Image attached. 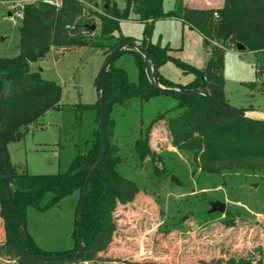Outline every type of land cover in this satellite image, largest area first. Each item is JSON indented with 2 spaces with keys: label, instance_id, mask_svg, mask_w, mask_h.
<instances>
[{
  "label": "trees",
  "instance_id": "1",
  "mask_svg": "<svg viewBox=\"0 0 264 264\" xmlns=\"http://www.w3.org/2000/svg\"><path fill=\"white\" fill-rule=\"evenodd\" d=\"M103 3L101 14L92 0H64L60 8L42 3L26 7L19 29V55L11 59L0 58V96L9 88L0 113V129L6 150L10 143L22 141L46 113L62 108L61 86L43 79L40 73L32 70V64L44 59L52 50L86 47L104 50L107 60L120 45L127 42L136 43L131 38L119 36L122 20L131 18L132 21L145 25L144 39L139 45L147 51L158 70L169 62H177L169 55L170 48H162L150 42L156 21L179 20L209 41L212 51L205 69L198 70L177 63L185 74H194L190 83H173L160 73L159 83L164 88L181 91L205 88L216 101L227 108L230 106L224 93V52L236 49L238 44H242L246 47L245 52L264 53V0H223V6L218 9L190 8L184 5V0H175L174 8L169 12L164 11L163 0H127L124 10H120L117 4L110 0H104ZM90 17H95L99 22L100 35L96 41L90 37L96 32L90 28L94 25L93 21H89ZM125 52L133 54L139 69V80L137 84L131 83L125 70L115 66V61L106 74L104 90L109 147L104 163L88 183L89 173L98 162L103 149L99 101L92 105L80 106L81 110L97 111L98 126L94 131L90 150L77 156L65 174L30 175L26 170L13 166L7 152L10 172L15 183L11 187L13 202L22 224L18 222L12 201L7 194L9 183L0 150V218L5 234L4 243L0 247V261L8 264L100 262V255L109 249L117 233V208L129 204L139 192V187L123 176L131 170L135 172L145 163H149L148 159L153 160L156 157L150 147V135L159 121L169 120L170 124L174 125V122L183 116L187 117V122L192 119L208 120L217 138L236 140L232 154L239 157L240 161L245 163L242 165L264 182V122L221 113L202 95H170L159 92L151 84V63L134 50H124L117 58ZM257 71L264 73L259 67ZM96 84L98 85V81ZM160 100L170 104L162 105ZM154 102H159V109L150 124L145 126V118L151 116L150 112L146 111V106L154 107ZM240 110L250 112L255 111V108L250 105ZM121 116L128 118V124L122 122ZM130 120L138 121L140 128L131 149L126 151L122 145L129 146L132 141L128 139L127 134ZM121 123L125 126L123 133L127 132V137H124L123 133L122 136L119 134ZM200 149V144L180 148L181 151H193V156L197 155ZM160 157L158 156L161 160ZM204 176L215 188L219 185L228 186V178L225 176ZM75 193L80 194L77 215L84 199L80 226L84 254L80 259L53 260L79 251L77 215L75 249L55 253L44 251L35 244L27 231V211L30 207L46 211ZM202 201L201 208L204 209L200 210L199 207L198 213L207 223L219 220L225 229H234L252 222L246 219L248 214L237 209L227 208L225 214H209L210 203L220 201L219 198ZM23 228L32 254L26 250ZM221 263L264 264V247L247 253L231 254L226 261L217 262Z\"/></svg>",
  "mask_w": 264,
  "mask_h": 264
},
{
  "label": "rangeland",
  "instance_id": "2",
  "mask_svg": "<svg viewBox=\"0 0 264 264\" xmlns=\"http://www.w3.org/2000/svg\"><path fill=\"white\" fill-rule=\"evenodd\" d=\"M13 1L0 0V58L19 55L22 20L9 16V3ZM103 1L92 0L100 14ZM110 1L120 10L126 8L127 0ZM174 5L175 0H163L165 12L171 11ZM89 21L96 26V32L90 37L99 40L98 20L92 17ZM144 28V24L131 18L122 20L119 36L131 38L139 45L144 39ZM150 42L170 48L169 55L177 63L198 70L205 69L212 51L197 31L174 19L156 21ZM105 61L104 50L86 47L52 50L32 64V70L43 79L61 86L62 108L46 113L22 141L7 146L13 166L30 175L65 174L77 156L90 150L98 126L97 111L81 110L80 106L99 101L96 83ZM177 63L161 66L159 73L173 83L187 85L194 74H185ZM114 64L125 70L131 83H138L139 69L133 54L123 53ZM258 67L264 70V53L237 49L224 52V93L230 108L240 110L252 105L255 111L248 113L264 114V78L258 74ZM160 101L162 105L170 104ZM152 105L146 106L151 116L145 118V126L159 109V102ZM121 120L128 124V118L121 116ZM187 120L183 116L174 125L165 120L153 127L150 147L156 157L123 176L133 181L139 192L129 204L117 208V233L109 249L100 255L101 261L88 264H217L231 254L264 247V182L232 154L236 140L217 138L208 120ZM129 123L126 133L132 141L129 146L122 145L126 151L131 149L140 128L138 121ZM124 129L121 123L120 135ZM125 134L122 135L127 137ZM197 144L201 149L195 156L193 151L180 150ZM205 174L225 176L228 186L215 188ZM172 177L180 182L179 186L172 182ZM217 198L227 208L248 214L246 219L252 222L247 221L241 228L225 229L219 220L204 221L198 213L202 200ZM79 200L80 194L75 193L46 211L28 209L27 231L40 249L55 253L75 249ZM4 238L0 218V247ZM0 264L8 263L0 261Z\"/></svg>",
  "mask_w": 264,
  "mask_h": 264
},
{
  "label": "water",
  "instance_id": "3",
  "mask_svg": "<svg viewBox=\"0 0 264 264\" xmlns=\"http://www.w3.org/2000/svg\"><path fill=\"white\" fill-rule=\"evenodd\" d=\"M10 16V14H9ZM92 31L96 30V26H91L90 27ZM209 41L206 40V45L209 46ZM236 49L239 52H245L246 51V47L243 46L242 44H238ZM124 50H134L136 52H138L139 54H141L146 60H148L151 63V67H152V76H151V84L152 86L158 90L159 92L163 93V94H183V95H187V94H192V95H202L206 98H208L211 103L221 112V113H225V114H230V115H234L237 117H241V118H246V119H250L248 118L246 112L241 111V110H236V109H232V108H227L223 105H221L218 101H216L211 94L209 93V91L205 88L200 89V90H175V89H169V88H164L163 86L160 85L159 83V70L157 65L153 62V60L150 58V56L148 55L147 51L145 49H143L140 45L136 44V43H132V42H127L124 43L122 45H120L114 52L111 53V55L108 57V59L106 60L101 74L99 76V80H98V95H99V108H100V130H101V136H102V140H103V149H102V153L101 156L98 160V162L95 164V166L93 167V169L91 170V172L89 173V176L87 178V183L92 179V177L94 176V174L98 171V169L100 168V166L104 163L106 156H107V151H108V147H109V142H108V138H107V107H106V94H105V90H104V80L106 77V74L109 70V68L111 67V65L114 63V61L116 60L117 56ZM9 88H7L4 93L0 96V113H1V109H2V104L4 101V98L8 92ZM252 120V119H250ZM256 121V120H254ZM261 122H264L261 121ZM0 150H1V156H2V162H3V168L5 170V174L6 177L8 179V187H7V194L9 199L12 201L14 210L16 212V208L14 206V202H13V197H12V192H11V187L14 186V179L12 177V174L10 172V168H9V163L7 160V150H6V146L4 144L3 138H2V134H1V129H0ZM172 182H174L176 185H180V182L175 178L172 177ZM255 187H257V185H255ZM84 206V199H82L79 210H78V215H77V232H78V243H79V251L76 254H69L66 256H62L60 258H54L53 260H69L72 258H77L80 259L82 258L83 254H84V244L82 241V236H81V211L83 209ZM227 210V204L221 201H214L210 203V210H209V214H215V213H219V214H225ZM16 218L18 220V222L20 224H22L21 218L18 215V213H15ZM23 235H24V243L26 246V250L32 254L31 249L29 248L27 242H26V231L23 228Z\"/></svg>",
  "mask_w": 264,
  "mask_h": 264
},
{
  "label": "built area",
  "instance_id": "4",
  "mask_svg": "<svg viewBox=\"0 0 264 264\" xmlns=\"http://www.w3.org/2000/svg\"><path fill=\"white\" fill-rule=\"evenodd\" d=\"M64 0H15L11 3H9V11L10 16L15 19H23L25 9L28 5L36 4V3H42L47 6L60 8L63 4ZM216 17H218L216 15ZM264 78V73H261L258 71Z\"/></svg>",
  "mask_w": 264,
  "mask_h": 264
},
{
  "label": "crops",
  "instance_id": "5",
  "mask_svg": "<svg viewBox=\"0 0 264 264\" xmlns=\"http://www.w3.org/2000/svg\"><path fill=\"white\" fill-rule=\"evenodd\" d=\"M184 5L188 6L190 8H195V9H218V8H221L223 6V0H184ZM96 6H98V5H96ZM174 21H179V20L174 19ZM204 41H206V40H204ZM246 114H247L248 118H250L252 120L263 121V117H264L263 113L262 114H256V113L246 112Z\"/></svg>",
  "mask_w": 264,
  "mask_h": 264
},
{
  "label": "bare ground",
  "instance_id": "6",
  "mask_svg": "<svg viewBox=\"0 0 264 264\" xmlns=\"http://www.w3.org/2000/svg\"><path fill=\"white\" fill-rule=\"evenodd\" d=\"M253 116V115H252Z\"/></svg>",
  "mask_w": 264,
  "mask_h": 264
}]
</instances>
